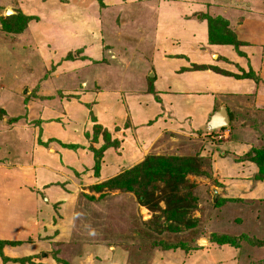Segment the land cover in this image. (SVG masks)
<instances>
[{
	"label": "rangeland",
	"instance_id": "obj_1",
	"mask_svg": "<svg viewBox=\"0 0 264 264\" xmlns=\"http://www.w3.org/2000/svg\"><path fill=\"white\" fill-rule=\"evenodd\" d=\"M171 1L180 30L155 24L154 0L144 21L138 3L126 12L121 0H0V264H264V181L253 179L264 171V0ZM205 17L226 22L239 43L214 48L208 63L262 80H227L221 93L238 89L230 99L200 96L235 113L232 129L211 136L175 124L156 91L174 69L206 60L171 57L184 50L176 45L198 51L206 33L184 20L201 27ZM200 108L185 112L203 122ZM161 114L170 117L156 122ZM162 122L171 133H159ZM251 151L263 169L243 161ZM179 158L206 175L188 173L178 189L166 172L143 177L149 160Z\"/></svg>",
	"mask_w": 264,
	"mask_h": 264
},
{
	"label": "crops",
	"instance_id": "obj_2",
	"mask_svg": "<svg viewBox=\"0 0 264 264\" xmlns=\"http://www.w3.org/2000/svg\"><path fill=\"white\" fill-rule=\"evenodd\" d=\"M131 1L132 0H121L120 6H125L126 8L124 10L127 12L130 9H132L134 3H136V4L138 3L140 5V7L137 8L138 9V13H137L138 19L140 20V18H141V20L144 21L145 19H144L143 16H148L149 17V15H146V13L148 11H147L146 8L144 9V2L145 1H150V0H137V1L135 0L133 2H131ZM154 1H155V3H157V5H158L157 7H158L159 11H158V13H157V11L148 12V14L153 16L152 19L154 21H156L155 19L158 17L155 24H162L164 22L165 24L167 23L168 28H170V26H173L172 29L180 30L179 27H175L176 26L175 22H177L179 13H178L177 10L175 11L174 9L170 8L171 6L168 5V3H172L173 1H171V0H154ZM202 4H204V3L202 2ZM160 5H161V8H159ZM172 6H174V5H172ZM134 10H133V12H134ZM144 10H145V13H144ZM132 16L134 18V15H132ZM159 17H162V18L159 20ZM197 18H199V17H197ZM184 22H185V28L187 27L188 30L191 29L193 35H194V32L199 30L198 28L204 29L207 38H205V40H204V42L202 44L199 43V47L198 48L196 47L198 51H196V49L193 48V45L189 46V48H187L186 45H176V47H180V48L183 47L184 50L183 51L181 50L178 53L175 52V54H173L175 56H171V57H173L172 59H174V58H184V57L188 58V55L184 52V51H187L189 53L191 52V54L193 55L192 57H194L195 54L196 53L198 54V52H199V57H200V54H202L201 57H203L206 60H204L202 62L201 61H193L187 67L181 66V68L177 72H175V70H177V69H174V72H170V73L166 74L167 79L170 80V82H171V86H169L167 84V89L166 88H164L165 90H159V89L157 90L156 89V91L160 92L159 96H161L162 101L163 102L165 101L169 105V109L168 110H170L171 112L168 113V114H172L173 115V112H174V115L177 116V119H178L179 122H176L175 124L180 125L181 121H188V122L191 121V125L194 127V129H196V128L197 129L194 131V133H190V134H194L195 135V133L198 132V135H200V133H201L200 131L204 130V129H207L206 126H207L208 122L210 121L211 117L217 111H219L221 107H225L227 109V111L229 110L228 105H226L224 102H220V101L217 100V102H218L217 105L218 106H216V105L212 104L213 101L210 98V96H208L210 99L206 98L205 96H204V98H202L200 96L204 95L203 93H208L207 89H210L211 90L210 92L215 94V95H213L214 98L216 96L224 95V96H228L227 98L230 99V98H232L233 95L237 94L236 91H238V89H235L234 87L233 88L232 87H228L227 89H228L229 92H225V93L222 92L221 93L220 90H223V88H224L223 86H225V84L227 83V80L231 81L235 77L234 78L233 77H225V76H222V75H220L218 73H215L214 71H212L210 69L209 70H204V71L194 70L193 69L195 66L214 67V65H212V64L210 65L208 63L209 62L208 61L209 58L212 55L216 54L212 50L214 48H216V47H229V46L212 45L209 42L208 25H207V21L206 20L201 19V22H206V23H203L204 25H202L201 27H200L198 22L194 23V21L191 20V18H189V19L186 18V20H184ZM100 37H97V38H100ZM179 41H181V40H179ZM100 43H102V42L100 41ZM196 43H198V40H197ZM209 52H212L210 57H208V54H210ZM195 57H198V56H195ZM115 58H117V57L114 55V59ZM190 59L192 60L193 58H190ZM162 60L165 61V59H163V58H162ZM95 61H97V60H95ZM219 69L224 70L222 68H219ZM225 71L230 72L229 70H225ZM192 73H198V74H195V75H199L200 79H202L201 82L203 84L206 83L204 90H199V88H197L198 84H196V83H198V82L200 83V79H199L198 82L195 81V80H192L191 82L187 81V77L186 76L188 74H192ZM230 73H232V72H230ZM237 79L238 78H236L234 80H237ZM237 81H240L241 83H243V81H246V80H244V79L239 80L238 79ZM156 82L157 81H155V84H156ZM244 83H246V82H244ZM175 85L179 86L181 88L178 89L177 87H175ZM162 86H163V84H162ZM250 86H254V84L253 85L251 84ZM253 90H256V88H254ZM189 98H194V99H192L193 100L192 102L190 101L191 103L185 104V103L188 102L187 99H189ZM166 103H163V104H166ZM201 106H203L204 109L207 111V117L204 118L205 120L203 122H201V119L197 120L198 115L191 116V113L185 112V110L191 112V110L193 108H196L197 112H198L199 109H201L200 108ZM217 107H218V110L215 109ZM156 110H158V107L156 108ZM182 111H184L185 113L182 114ZM151 114L152 113L146 112V114H143L142 117L145 118L146 115H147V117L150 119V118L154 117V114H153L152 117L150 116ZM205 116H206V114H205ZM160 117L162 118V121L163 120L167 121L166 117H168V119H169L170 116L169 115L164 116L163 114H161V115H159L157 117V119L158 118L159 119L156 122H159L161 120ZM173 127H174V125H170L168 123L162 122L161 130H159V133L162 134V132L165 129H166L165 131H167L166 133H168V132L171 131V129H173ZM178 130L180 131V129H178ZM182 131H184V129ZM157 133H158V131H157ZM158 137H159V135H158ZM194 137H195L194 139L198 138V136H194ZM223 155H225V154H223Z\"/></svg>",
	"mask_w": 264,
	"mask_h": 264
},
{
	"label": "trees",
	"instance_id": "obj_3",
	"mask_svg": "<svg viewBox=\"0 0 264 264\" xmlns=\"http://www.w3.org/2000/svg\"><path fill=\"white\" fill-rule=\"evenodd\" d=\"M9 20H12L11 18H8ZM7 19V20H8ZM28 20V19H27ZM207 21V25H208V38H209V42L212 45H220V46H233L235 49L238 48L239 43L236 40L235 35L226 27V22H224L223 24V20L220 18H211V17H205V19ZM194 70H212L215 73H218L222 76L225 77H235L238 79H251L253 80L255 83H261V79L259 77H256L255 74L251 71L250 74H245L244 76H236L234 74H231L228 71L225 70H221L219 68L216 67H207V66H195L193 68ZM151 80V89H152V85L154 82L153 78H150ZM153 81V82H152ZM153 91V89H152ZM218 110V109H216ZM215 110V111H216ZM228 115H229V119H230V128L232 129L234 126L233 124L235 123V113L231 112L228 110ZM14 121V120H13ZM100 127V126H98ZM101 128V127H100ZM102 129V128H101ZM205 132V134H207L208 136H211L213 133L216 132H209L207 129L203 130ZM222 131H226V130H222ZM202 132V130L200 131ZM106 133V132H105ZM107 133L105 134V137ZM111 142L110 139L107 137L106 139V143H105V149L109 148L111 146ZM65 148H69V149H74V148H78V146L76 145H72V144H64ZM104 150H100V151H96L95 150V157H96V170H97V174H98V170H99V164H100V160L102 157ZM243 161H249L252 162L254 164H256L259 168L263 169V165L261 164V161L252 154V151L245 154ZM196 164L192 161L183 159V158H179V159H168V160H164V159H151L148 162H146V164L143 167V171L142 173H144V178H146V176H148V179L150 178V176H152L153 174H163L166 172L168 178L170 179L169 183H167V188H171V187H175V189L179 188L178 186V182L182 183L184 181L185 175L188 173H193L195 175L198 176H205L206 174L200 170V166L201 163L198 164V167L195 166ZM195 168V169H194ZM139 171L137 169H135L132 173H138ZM162 174V175H163ZM132 177L135 178V176L132 175ZM163 180V176L161 177ZM253 179L255 181H264V171L262 170L261 172H255L253 175ZM162 180V181H163ZM119 181V180H118ZM118 181L111 183L109 186L110 187H114L118 185ZM131 181L130 185H136L137 181ZM172 183V184H171ZM173 185V186H172ZM133 186H130V188H132ZM175 197H166V200L169 204H172L174 201ZM138 200L141 204L144 205H148L149 199L146 198V194H140L138 196ZM165 214L169 217L171 215H173V208L170 206ZM224 243H229L227 240L223 241Z\"/></svg>",
	"mask_w": 264,
	"mask_h": 264
},
{
	"label": "water",
	"instance_id": "obj_4",
	"mask_svg": "<svg viewBox=\"0 0 264 264\" xmlns=\"http://www.w3.org/2000/svg\"><path fill=\"white\" fill-rule=\"evenodd\" d=\"M14 12L10 9L9 12L7 13L8 16L12 15ZM153 77V75H152ZM230 127V119L228 115V111L225 107H221L219 111H217L210 119L208 122L206 128L209 132H219L222 130H227ZM215 194L217 192L215 191ZM208 243L207 240H200L198 242L199 245L203 246L202 244Z\"/></svg>",
	"mask_w": 264,
	"mask_h": 264
},
{
	"label": "built area",
	"instance_id": "obj_5",
	"mask_svg": "<svg viewBox=\"0 0 264 264\" xmlns=\"http://www.w3.org/2000/svg\"><path fill=\"white\" fill-rule=\"evenodd\" d=\"M222 138H223V135H219V136L217 137L218 140H221Z\"/></svg>",
	"mask_w": 264,
	"mask_h": 264
}]
</instances>
